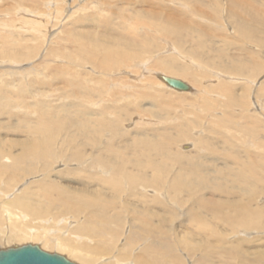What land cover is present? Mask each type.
<instances>
[{
    "label": "rangeland",
    "instance_id": "obj_1",
    "mask_svg": "<svg viewBox=\"0 0 264 264\" xmlns=\"http://www.w3.org/2000/svg\"><path fill=\"white\" fill-rule=\"evenodd\" d=\"M2 1L0 18L6 26L0 24V61L19 57L22 64L16 73L0 75V153L8 165L11 154L20 155L23 148L36 145V138L49 146L52 140L53 157L40 159L33 165L36 172L22 173L10 185L19 183L15 190L19 201L57 216L47 222L44 214L43 222L25 220L9 229H33L40 237L48 234V248L53 237L63 238L62 255L75 257L76 264H91L93 257L108 254L109 244L103 241L110 239L109 233L88 241L66 235L60 219L65 212L59 208H67L73 230L82 224L79 230L85 233L82 226L88 222L94 231L99 222L109 221L118 238L113 239L112 252L120 258L133 248L136 254L147 247L162 264H260L264 216L249 225L241 220L248 210H264V107L256 109L259 114L251 110L255 99L264 104V0H181L185 8L177 4L180 0H89L92 9L87 0H77L73 13L55 25L48 23L53 30L43 36L34 32L37 29H25L17 10L20 5L40 10L42 0ZM251 5L263 23L249 17ZM43 6L41 11H46ZM130 27L139 33L136 37L130 35ZM4 37L9 40L3 41ZM168 44L201 64L199 69L190 65L193 71L187 76L196 74V85L208 92L178 95L155 83L138 95L135 83L140 74L133 72L138 76L131 81L133 73L123 72L125 60H142L151 52L156 60L172 55L180 66H189L172 54L176 51ZM111 52L123 57L114 59L116 66L103 69ZM214 71L222 73L220 79ZM113 76L123 77L119 79L131 90L106 93ZM251 78L260 79L257 85L261 81L262 89L250 85ZM221 82L231 88L233 83L232 91L245 98L222 99L217 90ZM1 180L0 197L8 182L4 176ZM2 224L4 220L0 229ZM1 241L0 249L42 243L19 242V235ZM164 241L172 245L180 263L173 262ZM47 247L40 248L61 253L54 245Z\"/></svg>",
    "mask_w": 264,
    "mask_h": 264
},
{
    "label": "bare ground",
    "instance_id": "obj_2",
    "mask_svg": "<svg viewBox=\"0 0 264 264\" xmlns=\"http://www.w3.org/2000/svg\"><path fill=\"white\" fill-rule=\"evenodd\" d=\"M4 1V0H3ZM3 1H2V3H3ZM18 1V0H17ZM30 1V0H29ZM34 1H37V0H34ZM57 1V2H56ZM42 0L41 2H40V5H44L43 7L45 8V10L46 11H41V8H42V6H40L41 8H40V10L39 9H36V8H29V7H27V6H23V5H20V6H18V8H17V10L19 11V13L21 14L20 15V18H21V20L19 19V17H16V19H19L20 20V24H21V21H22V24H26L25 25V27H24V25H23V27L25 28V29H30L31 30V32H33L34 31V29H37V32H36V30L34 31L35 33H42L41 35L43 36V35H47V34H51V32H52V30H53V28L51 27H49L48 28V23L50 24L51 22V26H52V24L53 25H55V22L60 18V17H62V16H66V14H69L68 12H72L73 13V11H74V9H76V7L74 8L73 6V4L75 3V2H77V0L76 1H74V0ZM66 1H68L67 3H66ZM89 0H87L86 1V3L88 2ZM91 1V0H90ZM95 1H97V0H95ZM100 1V0H99ZM92 2V1H91ZM98 2V1H97ZM1 3V2H0ZM95 3V2H94ZM94 3H92V4H94ZM98 3H101V1L100 2H98ZM175 3V2H174ZM177 3V2H176ZM18 4V3H17ZM30 4V3H29ZM79 4V3H78ZM81 4L83 5V2H81ZM77 5V4H75V6L77 5L78 7H79V9H81V6L82 5ZM89 4V7L91 6L90 4L91 3H87V5ZM178 5H180L182 8L184 7H186L187 5L183 2V1H179V3H177ZM176 4V5H177ZM31 5V4H30ZM36 5H38V4H36ZM87 5H83L84 7L85 6H87ZM100 5V4H99ZM31 6H33V5H31ZM39 6V5H38ZM38 6H37V8H38ZM83 6H82V9H83ZM88 7V8H89ZM92 7V6H91ZM90 7V8H91ZM177 7V6H176ZM179 7V6H178ZM180 8V7H179ZM2 9H4V8H2ZM92 9V8H91ZM34 10V11H33ZM249 10H250V13H249V17L250 18H252V20L253 21H255V22H259V23H263V18H262V15H261V13H260V16H258V15H255V12L258 10L254 5H251L250 7H249ZM17 11V12H18ZM76 11V10H75ZM2 12H3V10H2ZM2 12H0L1 13V16H2ZM9 12V11H8ZM13 12V11H12ZM15 12H16V10H15ZM14 13V12H13ZM72 13H70V14H72ZM75 13V12H74ZM17 14V13H16ZM31 14H34V16H35V18H32L30 15ZM8 15H9V13H8ZM13 15H15V14H13ZM19 15V14H18ZM17 16V15H16ZM33 16V17H34ZM68 16V15H67ZM66 16V17H67ZM12 17V16H11ZM15 17V16H14ZM13 17V18H14ZM9 18V17H8ZM0 21H1V18H0ZM3 21V20H2ZM2 21L0 22V24H3V25H1V26H4L5 24L4 23H2ZM17 21V20H16ZM60 21V20H59ZM12 22H13V19H12ZM60 23V22H59ZM10 24V23H9ZM12 25V24H11ZM6 26V25H5ZM13 26V25H12ZM20 26V25H19ZM18 26V27H19ZM135 26V25H134ZM22 27V25H21V28L22 29H24ZM4 28V27H3ZM137 28V27H136ZM2 29V28H1ZM19 29H20V27H19ZM133 30L131 27L129 28V31H131V30ZM9 30V29H8ZM11 30V29H10ZM13 30V29H12ZM33 30V31H32ZM23 30H21V35L22 34H24L23 32H22ZM25 31V30H24ZM29 31V30H28ZM27 31V32H28ZM51 31V32H50ZM18 32V33H19ZM50 32V33H49ZM132 32V31H131ZM131 32H129V33H131ZM19 33V34H20ZM35 33H33V34H35ZM246 33V32H245ZM39 34V35H40ZM139 33L136 31V30H133V32H132V34H130V35H133V37H136V35H138ZM54 37V36H53ZM130 37H132V36H130ZM45 38V37H44ZM7 38H5L4 37V40L3 41H5ZM7 40H9V39H7ZM11 41V40H10ZM9 41V42H10ZM5 43V42H4ZM3 43V44H4ZM11 43V42H10ZM28 43V42H27ZM8 44V43H7ZM6 43H5V45H7ZM13 44V43H12ZM169 45V44H168ZM0 46H1V44H0ZM49 46V45H48ZM171 45H169V48L170 49H172L173 50V52L174 51H176V53H172V54H177L182 60H184V62H186L187 64H189V66L188 65H186L187 67H185V66H180V64H177V63H179V62H175L176 60V58L174 59L173 57H172V55L170 56V57H164L163 59H159V60H156V59H154L155 58V56H152L151 55V52L148 54L149 56L148 57H144V59L142 58V60H139V59H137V60H139V61H134V60H132V59H127V60H125V64H123L124 62H121L123 65H124V67H123V72H128V73H133V72H135V74H138L137 72H139V74H140V76H138V75H134V73H133V79L131 78V81L132 80H134L135 81V77L137 78V76H138V80L136 81L137 83H135V86L137 87V89L135 88V86H134V88L136 89V90H138L137 92H138V95L139 96H142L143 94H144V91H145V89L146 88H150V87H152V86H154L153 84H155V85H159V86H162V87H164V88H166V90H169V91H174V92H176L175 94H177L178 93V95H183L184 93L186 94V92L188 93V92H191V93H196L197 92V94L199 95V94H202V93H205V92H208V91H205V89L203 88V89H200V88H198V86L196 85V83H197V77H196V74L194 75V73H193V75H192V73H190V75L192 76L191 78L189 77V76H187V74H188V72H190V71H193L192 69H191V67H190V65H192V66H194L196 69H199L200 67H201V64L200 63H198V62H196L194 59H192V58H190L189 56L187 57V56H182L181 54H179V52L176 50V49H174V48H171L170 47ZM176 46V45H175ZM6 47V46H5ZM5 47H3V48H5ZM7 47H10L9 45L7 46ZM6 47V48H7ZM172 47H174V46H172ZM3 48H2V50H3ZM23 49V48H22ZM44 49V48H43ZM46 49V48H45ZM5 51H7V50H9L8 48L7 49H4ZM1 52V51H0ZM45 55V54H44ZM43 55V56H44ZM122 55V56H121ZM124 55H126V54H124ZM131 55V54H130ZM174 55V56H175ZM145 56V55H144ZM159 56V55H158ZM157 56V57H158ZM167 56H169V55H167ZM107 57L108 58H105V60H104V62H103V64H102V66H103V69H107V68H109L110 66H112V65H115L116 66V64L117 63H115L116 61H118V60H116V61H114V59H117V58H120V57H123V53H121V54H116V53H113V52H111L110 54H108L107 55ZM116 57V58H115ZM136 57V56H135ZM13 58V57H12ZM43 57H41L40 58V60L42 59ZM126 58V57H125ZM1 59V58H0ZM45 59V58H44ZM24 60V59H23ZM32 60V59H31ZM43 60V59H42ZM6 61V62H5ZM4 61V59H3V62L2 61H0V66L1 65H5L6 66V68H4V69H1L0 70V75H1V73L3 74V73H6L7 75H8V73L10 72L11 74H12V72H14V73H16V69H18L17 67L20 65V64H22V63H20L21 62V60L19 59V57H18V60H14V59H8V60H5ZM27 61V60H26ZM113 61H114V63L115 64H113ZM122 61V60H121ZM151 62V63H150ZM47 63V62H46ZM25 65H26V63H24ZM28 64V63H27ZM38 64H40V63H38ZM35 65V64H34ZM119 66H120V64H118ZM122 65V66H123ZM16 66V67H15ZM29 66V65H28ZM32 66L33 65H30L29 66V70H33L32 69ZM38 66H40V65H38ZM42 66V65H41ZM236 66V65H235ZM241 66H243L242 64H240V65H238V67H241ZM179 67H181V68H179ZM25 67L23 66V69H24ZM113 68V67H112ZM121 68V67H120ZM21 69V68H20ZM19 69V70H20ZM22 69V70H23ZM26 69H27V66H26ZM117 69V68H116ZM202 69V68H201ZM25 70V69H24ZM35 71H36V69H34ZM119 70V69H118ZM3 71V72H2ZM27 71H28V69H27ZM27 71H26V73H27ZM35 71L33 72V73H35ZM211 71H212V69H211ZM223 71V70H222ZM30 72V71H29ZM111 72V71H110ZM120 72H122V70L120 71ZM22 73V72H21ZM11 74H9V75H11ZM20 74V73H19ZM25 74V73H24ZM108 74V73H107ZM111 74V73H110ZM112 74H115V73H112ZM211 74V73H210ZM222 73H220V72H218V71H214V76L216 77H219V79H220V75H221ZM224 74V73H223ZM227 74V73H226ZM260 74V73H259ZM16 75V74H15ZM27 75V74H26ZM126 76L128 75V74H125ZM209 75V74H208ZM213 75V74H212ZM229 75V74H228ZM2 76V75H1ZM22 76H24V75H22ZM99 76V75H98ZM112 76V75H111ZM123 76V75H122ZM165 76H168V77H173V78H176V79H180V80H182L183 78L184 79H187L186 81H184V79L182 80L184 83H186V85L188 86V88L187 89H176V88H173V87H171V86H169L167 83H166V81L164 80V77ZM226 76V75H225ZM233 76V75H232ZM28 77V76H27ZM102 77V76H101ZM108 77H110V76H108ZM114 77V76H113ZM156 77V78H155ZM203 77V76H202ZM208 78H209V76H207ZM230 77H231V74H230ZM256 77V76H255ZM24 78V77H23ZM104 78H106V77H104ZM112 78V77H111ZM119 78H123V77H114L113 79H110V80H108V81H110V86H109V88H105L106 89V93H108L109 92V89L111 90H118L119 88H122L123 90L124 89H129V90H131L130 89V87H132V86H130V85H127L126 84V81L124 80V81H122V79H119ZM214 78V77H213ZM236 78V77H235ZM96 79H98V78H96ZM143 79V80H142ZM157 79H159V80H157ZM218 79V80H219ZM228 79H229V77H228ZM227 78H226V80H228ZM247 79V78H246ZM258 79V78H257ZM257 79H255V78H251L250 80H248L247 82H249L250 83V85H253L254 86V88L256 87V90H258V88L259 87H261V81H260V83L257 85V83L259 82V80L260 79H258V81H257ZM99 80V79H98ZM97 80V81H98ZM129 81H130V79H128ZM140 80V81H139ZM225 80V79H224ZM231 80H232V78H231ZM92 81H93V78H92ZM108 81H106V83L108 82ZM130 81V82H131ZM139 81V82H138ZM188 81V82H187ZM200 81V80H199ZM233 81H235V80H233ZM244 81H245V79H244ZM99 82H100V80H99ZM238 82H240V81H238ZM264 82V81H263ZM220 83V82H219ZM222 84L220 85V84H218L217 83V85H219L220 86V88H217V90L218 89H220L221 90V92L223 93V95L222 94H219V96L220 97H223L222 99H226V101H230V100H233L234 99V101L238 98V97H241V98H245V94H244V96L242 97V94L240 93H238L239 95H237L234 91H232V88L234 87L231 83V86H232V88L227 84V82L225 83H223V82H221ZM237 83V82H236ZM93 84V83H92ZM109 84H107V85H109ZM206 84V83H205ZM211 84H213V83H211ZM244 84V83H243ZM95 85V84H94ZM97 85H98V83H97ZM96 85V86H97ZM107 85H105L106 87H107ZM235 85V84H234ZM87 86H89V85H87ZM92 87H93V85H92ZM201 87V86H200ZM212 87V86H211ZM100 88V87H99ZM114 88V89H113ZM214 88V87H213ZM253 88V89H254ZM144 89V91H142ZM210 90L212 89V88H209ZM234 89V88H233ZM252 89V90H253ZM260 89H262V87L260 88ZM96 90V89H95ZM94 90V91H95ZM128 90V91H129ZM147 91H148V89H146ZM208 90V89H207ZM251 90V89H250ZM248 91V92H251V91ZM195 91V92H194ZM239 91V90H238ZM114 92V91H113ZM143 92V93H142ZM150 92V91H149ZM153 92H155V91H153ZM101 93V92H100ZM106 93H104V95L106 94ZM126 92H121V95L123 94V96L124 97H128L127 96V94H125ZM136 93V92H135ZM152 93V92H151ZM150 93V94H151ZM133 94H134V92H133ZM188 94H190V93H188ZM104 95L102 96V97H104ZM107 95V94H106ZM105 95V96H106ZM147 95V94H146ZM194 95V94H193ZM196 95V94H195ZM206 95H207V93H206ZM205 95V96H206ZM212 95H214V93H212ZM248 95H250V94H247V98H249V96ZM108 96V98H109V96H111V95H107ZM200 96V95H199ZM235 96H236V98H235ZM101 97V96H100ZM122 97V96H121ZM131 97H133V96H131ZM145 97V96H144ZM182 97V96H181ZM180 97V98H181ZM212 97V96H211ZM108 98H104L105 100L106 99H108ZM198 98H200V97H198ZM202 98V97H201ZM247 98L245 99V100H247ZM228 99V100H227ZM207 100H208V98H207ZM238 101V100H237ZM244 101V100H243ZM107 102V101H106ZM208 103V105H210L209 104V102L210 101H207ZM212 102V101H211ZM238 104V103H237ZM243 105H245V104H243ZM242 105V106H243ZM259 106L258 108H256L255 106ZM133 106V105H132ZM196 107V106H195ZM225 107V106H224ZM230 107V106H229ZM252 108H251V110L252 111H254V112H258V110H260V109H263V107H264V104L263 105H261V103L260 104H258V99L256 100L255 99V101H253V105L251 106ZM255 107V108H254ZM195 109V108H194ZM236 109V108H235ZM256 109H258V110H256ZM199 110V109H198ZM105 111V110H104ZM221 111V110H220ZM263 111H264V109H263ZM253 112V113H254ZM260 112V111H259ZM259 112H258V114H259ZM197 113V112H196ZM203 114V113H202ZM264 114V113H263ZM193 115V114H192ZM216 118V117H215ZM46 119H48V118H46ZM147 119V118H146ZM228 119V118H227ZM216 120V119H215ZM136 121V120H135ZM134 122V121H133ZM151 122V121H150ZM241 122V121H240ZM216 124V123H215ZM215 124H213L212 126H213V128L214 129H217V124L215 125ZM226 125V124H225ZM216 126V127H215ZM224 128V127H223ZM202 129V128H201ZM51 142H52V140H50V146H49V144L47 143V141H44L42 138H40V137H38V138H36V145H35V143H33L34 145H31V146H27V147H25V148H23L24 149V151H22V153L20 154V155H14V154H11V161H10V163L8 164V165H5L4 164V162H3V158H5V156H2V154L0 153V182L2 181L1 179L3 178V176H4V178H6L7 179V184H5L4 183V181H3V188L1 189L2 190V197H0V223L4 220V224H2V225H5L4 226V228H1L0 229V232H1V234H0V241L1 240H3L4 242H6L7 240H9V239H11V237L12 236H14V235H19V237H20V241L19 242H24V243H28V242H34V243H36V242H42V243H38V245H42V246H40V247H42V248H46L47 246H48V244L50 243V241H51V238H48V237H50L48 234L47 235H45V236H39V234H37V233H33V229H31L30 230V232H28V230L27 231H24V230H12V229H9V227L10 226H18V225H21V223L22 222H24L25 220H33V221H41V222H43V220H44V214L45 215H47V216H45L46 217V221L47 222H50V220L51 221H55V219H57V216L56 215H54L53 217H52V215H48L49 213L48 212H41L40 211V209L37 207V206H35L33 203H30V202H24V201H19L18 200V197H19V195H20V193H18V192H16L15 190H17L16 188H18V185H19V183H18V185H14V186H11L10 184H11V179L12 180H14L16 177H18V176H21V174L23 173L24 174V176L25 175H31L32 173H34V172H36L35 170H34V167H33V165L36 163V162H38V161H40V159H44V157L45 158H48V157H53V151H52V148H51ZM189 142V141H188ZM188 142H187V144H188ZM192 142V141H191ZM248 142L249 143H251V144H254V143H252L251 142V140H249L248 139ZM193 144V143H192ZM191 144V145H192ZM43 145V146H42ZM183 145V143L181 144V146ZM7 160H8V158H7ZM255 165V164H254ZM115 178H116V176H114V177H112V179H111V182L112 183H115L114 181H115ZM13 184V183H12ZM16 193H18L17 195H16ZM5 198V199H4ZM81 202L82 203H85V202H83L82 201V199H81ZM60 209V211H64L65 213H61L60 214V216L61 215H64L65 216V218L63 219V217H61L60 219L61 220H64L63 221V223H65V225H66V229L64 230V232L65 231H67L65 234L66 235H68V236H70V238H76L77 239V237L80 239V240H86L87 239V241H88V239H91L90 237H93V236H101V238L102 237H105L108 233L110 234L109 236H110V239L108 240V238L107 239H103L104 241H103V243H106V245H108L109 244V249H110V251H109V253L108 254H102V255H100V256H97V257H93V260H90L88 263H91V264H136L135 263V261H134V259H136V261L138 262L137 264H162L163 262H162V260H159L158 258H156V256H154V255H152L148 250H147V247L146 248H143L142 250H146V252H142V250L140 249L139 250V252L138 253H136L135 254V252L134 253H132L131 251H133L134 250V248H133V250L131 249V251H129L128 253H127V255H125L124 257H121L120 258V256L118 257V254H117V252L116 253H113L112 252V247H114L113 245H115L114 244V242H113V239H118V238H115V236H116V232L114 231V229H112L111 230V223L109 222V221H105V220H102L101 222H99L97 225H96V230H94L93 231V229H90L91 228V225L87 222V224H83V226H82V228L84 229V231H85V233L84 232H81L79 229H80V226L82 225H79V224H76V229L75 230H73L75 227H71V225H70V223H72L71 221H70V219H68V218H66V216H69L70 214H69V212H66V211H68L67 210V208H59ZM58 210V209H57ZM256 210V209H255ZM68 213V214H67ZM75 216V215H74ZM262 216H264V210H257V211H254V210H248V212H247V214H246V217H245V219L244 220H241L242 222H243V225H249L250 223H252L253 221H255V220H257L258 218H260V217H262ZM5 217V218H4ZM53 218H55V219H53ZM45 221V222H46ZM73 221V220H72ZM59 222H61V221H59ZM234 223H237V222H233V224ZM73 224H74V221H73ZM58 225V224H57ZM110 225V226H109ZM242 225V224H241ZM3 227V226H2ZM13 227V228H14ZM61 227V226H60ZM59 228V227H58ZM62 228V227H61ZM124 228V227H123ZM238 228V227H237ZM5 229H7L8 231H7V234L6 235H3V233H4V231H5ZM125 229V228H124ZM236 229V228H235ZM254 229V228H253ZM58 231H59V229H57ZM61 230V229H60ZM255 230V229H254ZM253 230V231H254ZM10 231V232H9ZM32 231V232H31ZM46 232H49L50 230H45ZM77 231H79L80 233H78ZM237 231V230H236ZM8 232H9V234H8ZM51 232H55L54 230H52ZM245 232V231H244ZM247 232V231H246ZM59 233H60V231H59ZM120 233V232H119ZM123 233H125L124 231H123ZM121 234V233H120ZM63 235V234H62ZM122 235V234H121ZM65 236V235H64ZM108 236V235H107ZM62 238V237H61ZM69 238V239H70ZM106 238V237H105ZM242 238V237H241ZM122 239V238H121ZM123 239H125V237L123 238ZM52 240H53V245L55 246L54 248H57V250H60L61 251V253H60V255H62V253L64 254V250H63V248H62V246H66V245H64V240H63V238L62 239H60L59 237H53L52 238ZM75 240V239H74ZM78 240V239H77ZM80 240H79V242H80ZM107 240V241H106ZM126 240V239H125ZM257 240H259V239H257ZM65 241H68V239L67 240H65ZM92 241V240H91ZM2 242V241H1ZM70 242V241H69ZM109 242V243H108ZM118 242V241H117ZM125 242V241H124ZM124 242H123V246L125 245H127V244H124ZM7 243V242H6ZM5 243V244H6ZM94 243V242H93ZM139 243V242H138ZM164 243V246H163V248L165 249V251H167L168 253H171L172 255H170L173 259H174V261L173 262H177V260H179V256L178 255H173V253L174 252H172V251H174L173 250V247H172V245H170V243H169V241H164L163 242ZM121 244V243H120ZM137 244V243H136ZM141 244V243H140ZM139 244V245H140ZM53 245H52V247H53ZM76 245V244H75ZM75 245H74V247H75ZM128 246H130V245H128ZM128 246H127V248H128ZM131 246H132V244H131ZM5 247H8V245L7 246H5ZM51 247V246H50ZM49 247V248H50ZM51 247V248H52ZM137 247V246H136ZM151 247H152V245L150 246V249H151ZM48 247H47V249H49ZM53 248V249H54ZM78 248H79V245H78ZM77 248V249H78ZM116 248V247H115ZM117 248H118V246H117ZM123 248V247H122ZM127 248H125V249H127ZM138 248V247H137ZM46 249V250H47ZM120 249V248H119ZM118 249V250H119ZM129 249V248H128ZM50 250H52V249H50ZM115 250V249H114ZM117 250V251H118ZM136 250V249H135ZM134 250V251H135ZM138 250V249H137ZM49 251V250H48ZM55 251H56V249H55ZM70 251L73 253V250L72 249H70ZM77 251V250H76ZM76 251L74 252V255L75 256H77L78 254V252L76 253ZM82 251V250H81ZM116 251V250H115ZM128 251V250H127ZM57 252V251H56ZM112 252V253H111ZM137 252V251H136ZM261 252V251H260ZM87 253V252H86ZM59 254V253H58ZM77 254V255H76ZM79 254H80V252H79ZM83 254V253H82ZM261 255H262V258H260L261 260H260V264H263L264 263V250H262V252L260 253ZM65 255V254H64ZM73 255V254H72ZM72 255H67V256H72ZM81 255V254H80ZM86 255V254H85ZM85 255L83 256L82 255V257L84 258L85 257ZM79 256V255H78ZM77 256V257H78ZM90 256H91V253H90ZM143 258H142V257ZM92 257V256H91ZM66 258V257H65ZM87 258V257H86ZM68 260H70V261H72L73 259L75 260V261H77L76 260V258L74 257H71L70 259L69 258H67ZM189 260V259H188ZM74 261V262H75ZM82 261V260H81ZM171 261V260H170ZM82 263V262H81ZM177 263H180V262H177ZM78 264V263H77ZM84 264H86V263H84ZM199 264H207V263H205V262H201V263H199Z\"/></svg>",
    "mask_w": 264,
    "mask_h": 264
},
{
    "label": "water",
    "instance_id": "obj_3",
    "mask_svg": "<svg viewBox=\"0 0 264 264\" xmlns=\"http://www.w3.org/2000/svg\"><path fill=\"white\" fill-rule=\"evenodd\" d=\"M164 77V76H163ZM166 83L176 89H187L180 79L165 76ZM0 264H76L63 255L49 253L35 244H24L17 247L0 249Z\"/></svg>",
    "mask_w": 264,
    "mask_h": 264
}]
</instances>
